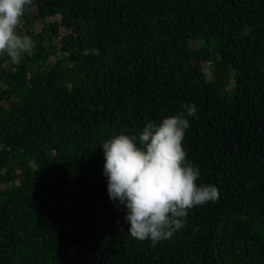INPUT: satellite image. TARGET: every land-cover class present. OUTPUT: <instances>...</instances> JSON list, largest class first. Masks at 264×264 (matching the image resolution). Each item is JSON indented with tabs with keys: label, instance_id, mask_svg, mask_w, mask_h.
<instances>
[{
	"label": "trees",
	"instance_id": "16d2710c",
	"mask_svg": "<svg viewBox=\"0 0 264 264\" xmlns=\"http://www.w3.org/2000/svg\"><path fill=\"white\" fill-rule=\"evenodd\" d=\"M32 9V51L0 60V264H264V0ZM184 104L187 160L219 198L152 246L109 199L101 146Z\"/></svg>",
	"mask_w": 264,
	"mask_h": 264
},
{
	"label": "clouds",
	"instance_id": "9594fccd",
	"mask_svg": "<svg viewBox=\"0 0 264 264\" xmlns=\"http://www.w3.org/2000/svg\"><path fill=\"white\" fill-rule=\"evenodd\" d=\"M32 0H0V56L19 63L33 49V41L17 29ZM245 26L242 36L251 33ZM183 111L149 121L137 135H119L103 142V174L109 199L126 210L127 234L152 246L168 240L186 224L195 207L216 202L219 189L200 185L199 169L187 160L183 148L189 117L196 115L195 104H184ZM119 223V222H118Z\"/></svg>",
	"mask_w": 264,
	"mask_h": 264
},
{
	"label": "rangeland",
	"instance_id": "374dc122",
	"mask_svg": "<svg viewBox=\"0 0 264 264\" xmlns=\"http://www.w3.org/2000/svg\"><path fill=\"white\" fill-rule=\"evenodd\" d=\"M53 19L47 20L46 23L51 22ZM44 24L39 21V19H37L36 17V11L35 10H28L25 11L24 16L21 19V23L17 29L18 33L21 35H27L28 37H30L33 41V37L32 35L37 34L39 32L42 31ZM203 43L201 42H192L191 46L193 48H197L202 46ZM2 56H0V60H2ZM55 61L51 60V64H53ZM50 64V65H51ZM4 65L9 68L12 65V62L10 59H5L4 60ZM206 71L209 74V76L211 77V71L209 69V67H206Z\"/></svg>",
	"mask_w": 264,
	"mask_h": 264
}]
</instances>
